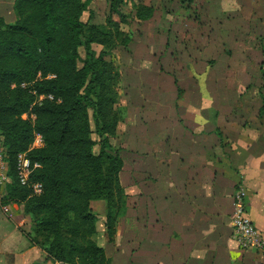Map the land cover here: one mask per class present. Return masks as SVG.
Segmentation results:
<instances>
[{"label": "crops", "instance_id": "1", "mask_svg": "<svg viewBox=\"0 0 264 264\" xmlns=\"http://www.w3.org/2000/svg\"><path fill=\"white\" fill-rule=\"evenodd\" d=\"M14 1L0 0L8 23ZM139 54L149 65L132 66L117 126L123 151L135 154L136 198H127L114 242L101 244L110 264H264V254L240 247L231 226L242 187L264 238V81L249 88L234 79L228 98H214L201 81L179 95L175 77L152 66L154 51ZM261 70L264 78V60ZM259 92L263 99L247 98ZM9 206L11 215L0 210V264H58L31 241L30 218Z\"/></svg>", "mask_w": 264, "mask_h": 264}, {"label": "trees", "instance_id": "2", "mask_svg": "<svg viewBox=\"0 0 264 264\" xmlns=\"http://www.w3.org/2000/svg\"><path fill=\"white\" fill-rule=\"evenodd\" d=\"M91 1L15 0L14 22L0 15V133L10 179L2 201L23 202L31 241L58 264H110L92 239L96 217L90 204L104 196L105 231L113 240L127 210V194L119 176L120 149L109 138L116 135L125 110L115 106L119 78L107 56L117 44L129 42L128 33L119 29L128 17L124 5L131 3L138 20L154 11L141 0H106L105 21L94 24L82 19ZM93 44L101 46L99 52ZM88 108L101 137L99 153L92 150ZM24 113L34 118H22ZM35 134L43 137V145L28 150ZM25 151L40 164L31 175L43 185L37 196L16 175L17 154Z\"/></svg>", "mask_w": 264, "mask_h": 264}, {"label": "rangeland", "instance_id": "3", "mask_svg": "<svg viewBox=\"0 0 264 264\" xmlns=\"http://www.w3.org/2000/svg\"><path fill=\"white\" fill-rule=\"evenodd\" d=\"M141 2L154 8L152 16L146 20H138L133 16L131 3L124 5L122 11L128 17L126 22L120 23L119 29L128 33L129 42L117 44L107 56V60L115 65L119 78L118 100L115 106L121 107L125 113L128 107L127 84L131 68L137 67L138 64L149 65L141 63L142 57L139 54L143 53L146 56L149 50H153L154 56L158 58L152 66L160 67L175 77L179 95H185L188 90L196 91V85L200 81L209 84V92L214 98H228L232 95V89L235 91L238 88L231 86L234 79H240V86L249 85V88L262 85L264 0H141ZM107 14L106 0H92L89 11L83 13L82 19H89L94 24H103ZM113 18L118 20L117 14L113 15ZM93 49L99 52L101 46L93 44ZM80 53L83 56L82 47ZM78 65L80 67L82 62L79 61ZM259 97L263 99L262 92H259L257 97L250 94L247 98L257 100ZM263 110L264 107H261L260 113H263ZM130 114L137 115L136 110L132 109ZM88 115L91 138L95 142L92 150L99 153L101 137L97 132L91 108H88ZM25 119L31 118L27 115ZM132 129L134 131V127ZM119 135L117 131L109 141L113 148L121 150L119 154L124 164L119 175L127 198H136L135 154L131 149L127 150L130 153L123 151L125 143ZM9 180L8 177L3 186V194ZM9 204L13 207L12 211L25 215L22 201L16 200ZM90 204L96 217V231L92 239L98 246L105 242H114L115 236L113 240H108L105 231L108 209L104 196L98 195Z\"/></svg>", "mask_w": 264, "mask_h": 264}, {"label": "built area", "instance_id": "4", "mask_svg": "<svg viewBox=\"0 0 264 264\" xmlns=\"http://www.w3.org/2000/svg\"><path fill=\"white\" fill-rule=\"evenodd\" d=\"M47 77H54V75L49 74ZM47 97L52 99L51 95H47ZM42 98L43 96H39V100ZM27 115L31 119L34 118L32 113H24L22 114V118L27 117ZM42 145L43 137L40 134H35L28 150ZM27 151L17 154L15 165L16 175L20 185L27 187L31 196H37L42 193L43 185L39 181L32 180L31 175L35 169L40 167V164L31 161L30 157L27 155ZM6 159L7 154L4 147V138L0 133V210L11 215L9 203H3L2 201L3 186L8 181V164ZM245 197L246 193L242 187L233 194L231 226L241 248L254 249L264 254V238L261 232L255 227L246 211Z\"/></svg>", "mask_w": 264, "mask_h": 264}]
</instances>
